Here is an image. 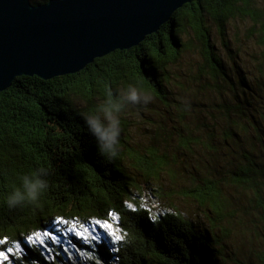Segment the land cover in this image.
<instances>
[{
    "label": "trees",
    "instance_id": "16d2710c",
    "mask_svg": "<svg viewBox=\"0 0 264 264\" xmlns=\"http://www.w3.org/2000/svg\"><path fill=\"white\" fill-rule=\"evenodd\" d=\"M238 22L246 24L245 37L260 50L248 74L238 63L245 48L237 53L230 47L229 29ZM213 28L233 60L230 67ZM189 51L199 58L184 65ZM129 86L174 110L171 135L179 137L178 155L159 147L142 155L132 148L123 134L128 116L138 111L133 103L118 114L117 154L100 153L83 117ZM180 161L185 187L210 212L205 231L178 213L153 216L144 205L146 188L127 165L159 178L175 176ZM40 170L47 184L40 199L9 207L7 197L22 190V177ZM237 215V223L248 226L247 217L264 242V0H194L138 47L98 58L75 75L21 76L0 92V240L8 242L5 252L7 246H24L17 264H77L65 259L61 247L48 256L26 241L55 226L112 218L123 233L117 243L94 249L67 235L93 253L78 264H226L229 228L222 223L233 224Z\"/></svg>",
    "mask_w": 264,
    "mask_h": 264
},
{
    "label": "water",
    "instance_id": "95a60500",
    "mask_svg": "<svg viewBox=\"0 0 264 264\" xmlns=\"http://www.w3.org/2000/svg\"><path fill=\"white\" fill-rule=\"evenodd\" d=\"M194 0H0V92L21 76L75 75L141 45Z\"/></svg>",
    "mask_w": 264,
    "mask_h": 264
},
{
    "label": "rangeland",
    "instance_id": "374dc122",
    "mask_svg": "<svg viewBox=\"0 0 264 264\" xmlns=\"http://www.w3.org/2000/svg\"><path fill=\"white\" fill-rule=\"evenodd\" d=\"M238 24L239 26L234 25L232 29H229L230 38L232 40L230 47L232 51L237 53L240 46L245 48L244 53L241 56L243 59L242 61L238 60V63L240 70L243 73L248 74L249 71L247 72V70L252 69V65L255 62L254 56H259L260 50L248 42L245 37L244 30L246 24L242 22H238ZM212 26L215 27L214 25ZM213 37L216 41L219 52L222 53L225 62L230 67L233 60L229 57V53L222 47L215 28H213ZM183 57L185 60L184 65L187 62H195L199 58L197 53L190 51L184 54ZM76 102L79 107L86 108L85 106L87 104L83 99L77 98ZM98 103L100 104L102 101L99 100ZM133 106L141 112L134 111L135 115L133 117L128 116L130 119L128 120L130 126L123 134L132 148L142 155L155 147H159L163 149V151L166 149L167 152L171 153V157L178 155L181 152L179 137L174 134L171 135L172 126L175 124L172 121L173 119L176 120L174 110H167L162 103L147 95L141 96V100L138 103H134ZM180 157L183 159V156ZM190 162L196 163L195 161ZM181 163H184V161H180L179 165L175 167V176L161 174L159 178H148L147 176H143V174L137 171V169L131 166V164L127 163V165L129 166V174L146 188L143 201L144 205L149 209L153 216L164 215L168 212L178 213L186 219L194 222L198 229L205 231L211 227V222L209 220L210 212L193 198L189 190L185 187L186 178L184 177L185 175L183 176L184 170ZM194 166L195 164H193V167ZM237 214H239L238 211ZM239 217L237 215L235 222L231 224L232 227L228 221L222 223L229 228L228 246L226 251L230 253L231 259L227 260L226 264H264L262 261V259L264 260V242L262 241V238L255 235L253 228L250 225V220L247 217H245V219L249 227L242 225L241 223L238 224L237 222L241 220ZM96 222L97 221H93L92 225H83L81 223L73 224L77 226V231H79L82 236H94L96 239H81L74 232L68 230L72 226L64 225L53 227L54 231H47L58 238V243H53L49 237L43 236L42 234L45 231L34 233L30 238L35 240L36 235L41 234V238L45 240L46 246H42L39 243L35 244L48 256L54 254L55 248L58 250V247H61V249L63 248L64 256L66 257L65 259L76 261L77 264L78 262H89L93 255L92 251L89 250L91 248L85 247L83 244L82 246L77 245L75 239L69 238L67 235H76L83 242L89 243L90 245L92 244L94 249H96V245L98 246L99 243L105 242L113 244L118 242L114 241L113 238L100 228ZM108 222L114 225L115 231L122 237L123 233L117 224V220L112 218V220H109ZM85 228L88 229L87 232L84 231ZM30 238L26 241L27 244L29 243ZM19 245V249H17L16 245L10 247L7 246L6 249H12V252L9 253L2 250L4 244H0V251H4L8 256V260L0 261V264H17L15 258L17 260L23 259L25 256V248L23 245Z\"/></svg>",
    "mask_w": 264,
    "mask_h": 264
},
{
    "label": "clouds",
    "instance_id": "9594fccd",
    "mask_svg": "<svg viewBox=\"0 0 264 264\" xmlns=\"http://www.w3.org/2000/svg\"><path fill=\"white\" fill-rule=\"evenodd\" d=\"M111 97V94H109ZM141 93L137 88L129 86L119 98H109L96 111L89 112L83 118L89 132L96 137L99 151L103 155L114 157L117 154L120 135L119 113L127 103H138ZM43 170L22 177V190L16 189L7 197L9 207H15L24 202L35 203L47 188L42 178Z\"/></svg>",
    "mask_w": 264,
    "mask_h": 264
},
{
    "label": "snow or ice",
    "instance_id": "6c2138e0",
    "mask_svg": "<svg viewBox=\"0 0 264 264\" xmlns=\"http://www.w3.org/2000/svg\"><path fill=\"white\" fill-rule=\"evenodd\" d=\"M58 223L66 224L67 222L64 221V220H60V221H58ZM96 223H97V225L100 228H102L105 232H107L108 235L111 236L114 241L121 240L122 237L117 234V232L115 231L114 225L112 223H109L108 221H103V222L97 221ZM80 227H82V226H80ZM68 230L71 231V232H74L81 239H88V238L96 239V237H94V236L93 237H84V236H82V234L79 231H77V226H75V225L70 227ZM84 231L87 232L88 229L85 228ZM42 235L49 237V239L53 243H58V238L55 235H52V234H50L48 232H44ZM7 243L8 242L6 240H0V244H7ZM29 243H39L42 246H46V242H45V240H43L41 238V234H37L36 237H35V240H32L30 238ZM16 247H17V249H19L20 245L17 244ZM7 251L10 253V252H12V249L9 248V249H7ZM7 260H8V256L6 255V253L4 251H0V261H7Z\"/></svg>",
    "mask_w": 264,
    "mask_h": 264
}]
</instances>
